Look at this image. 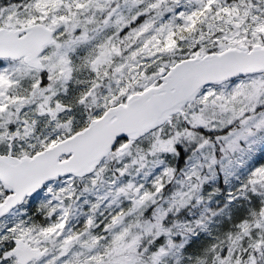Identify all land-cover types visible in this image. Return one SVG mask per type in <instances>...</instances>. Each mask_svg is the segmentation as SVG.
Masks as SVG:
<instances>
[{
    "label": "snow or ice",
    "instance_id": "obj_1",
    "mask_svg": "<svg viewBox=\"0 0 264 264\" xmlns=\"http://www.w3.org/2000/svg\"><path fill=\"white\" fill-rule=\"evenodd\" d=\"M0 264H264V0H0Z\"/></svg>",
    "mask_w": 264,
    "mask_h": 264
}]
</instances>
